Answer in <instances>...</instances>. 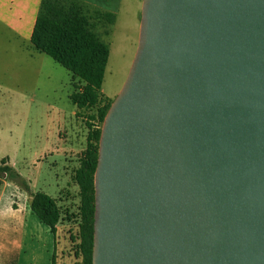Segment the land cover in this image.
Segmentation results:
<instances>
[{
  "label": "water",
  "instance_id": "1",
  "mask_svg": "<svg viewBox=\"0 0 264 264\" xmlns=\"http://www.w3.org/2000/svg\"><path fill=\"white\" fill-rule=\"evenodd\" d=\"M94 183L92 264H264V0H143Z\"/></svg>",
  "mask_w": 264,
  "mask_h": 264
},
{
  "label": "rangeland",
  "instance_id": "2",
  "mask_svg": "<svg viewBox=\"0 0 264 264\" xmlns=\"http://www.w3.org/2000/svg\"><path fill=\"white\" fill-rule=\"evenodd\" d=\"M142 3L119 0L113 4L115 24L95 29L110 49L102 84V91L110 97L102 93L107 100L116 98L131 68ZM73 84L67 69L38 53L0 22V164L8 158L34 192H44L57 201L64 216L56 238L43 224L38 229L27 228L25 252L35 248L40 257L17 264H50L54 252L57 264H82L76 256L78 223L74 215L80 200L73 177L86 149L89 129L87 112L77 116L78 110L70 100ZM72 129L75 135L70 150L66 141ZM67 214L72 219L68 220ZM3 241L8 242L2 239L0 245ZM0 264H7L1 254Z\"/></svg>",
  "mask_w": 264,
  "mask_h": 264
},
{
  "label": "trees",
  "instance_id": "3",
  "mask_svg": "<svg viewBox=\"0 0 264 264\" xmlns=\"http://www.w3.org/2000/svg\"><path fill=\"white\" fill-rule=\"evenodd\" d=\"M116 15L83 3L80 0H42L31 36V45L67 69L74 81L70 100L77 116L87 112L89 129L86 149L74 172L79 189V207L74 218L78 223L76 256L82 264H92L95 216V171L98 163L102 127L113 100L102 94V84L110 49L95 31L98 26H112ZM93 123H98L94 126ZM31 196L30 209L56 238L57 228L64 219L57 201L44 192H32L28 182L1 160L0 175ZM2 182L0 181V185ZM66 218L72 219L68 214ZM56 252L51 264H57Z\"/></svg>",
  "mask_w": 264,
  "mask_h": 264
},
{
  "label": "crops",
  "instance_id": "4",
  "mask_svg": "<svg viewBox=\"0 0 264 264\" xmlns=\"http://www.w3.org/2000/svg\"><path fill=\"white\" fill-rule=\"evenodd\" d=\"M41 1L42 0H0V22H2V24L15 36L24 39L25 42L31 45V36ZM80 1L92 8L111 13H113V4L119 2V0ZM102 93L105 97L110 99L103 91ZM75 113L76 112H74V115ZM74 135L75 133L72 129L68 136V141H66L70 143V150L72 149L71 147H73ZM66 158L68 159V154ZM6 159L8 165L13 168L14 165L8 158ZM0 186L2 187L0 190V240L3 239L8 241L6 243L3 241V245H0V254L7 264H17L16 262L18 261H29L35 259V257H40V254L37 253L35 248H28L30 251L27 253L24 247L27 228H30V230H33V228L38 229L42 224L30 209L31 196L11 181L2 183ZM30 189L34 192L31 187ZM47 232L51 233L49 228H47Z\"/></svg>",
  "mask_w": 264,
  "mask_h": 264
},
{
  "label": "built area",
  "instance_id": "5",
  "mask_svg": "<svg viewBox=\"0 0 264 264\" xmlns=\"http://www.w3.org/2000/svg\"><path fill=\"white\" fill-rule=\"evenodd\" d=\"M7 177H8L7 174L0 175V181L2 183L7 182L8 181Z\"/></svg>",
  "mask_w": 264,
  "mask_h": 264
}]
</instances>
